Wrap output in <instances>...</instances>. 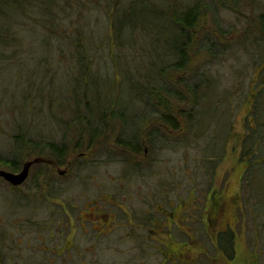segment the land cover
<instances>
[{"label": "rangeland", "instance_id": "374dc122", "mask_svg": "<svg viewBox=\"0 0 264 264\" xmlns=\"http://www.w3.org/2000/svg\"><path fill=\"white\" fill-rule=\"evenodd\" d=\"M51 1H41V4L49 6ZM55 1L57 17L51 29H56L57 33L52 37L46 35L50 40L48 49L41 46L44 37L39 28L43 23L44 29L52 20L46 14L19 10L13 22H4L11 30H0L2 157L13 158L16 144L13 135L17 134L16 126L19 125L31 128L36 135L41 133L48 141H61L65 131L54 125L51 121L54 119L47 118L54 111L47 105L50 100L54 103L66 101L68 93L73 98L74 92L72 88L68 91L67 83L69 76L74 77L77 70L76 52H72L71 42L79 33L87 38L86 47L89 46V50L97 55L93 57L96 63L93 69L99 73L97 82L103 79L111 82L117 75L118 81L122 82L125 66L133 73L134 69L140 68L135 62L140 59L134 54L137 48L128 47L116 60L114 55H109L111 50L108 46L107 54L95 44L105 36L109 37L105 9L99 12L95 5H88V9L79 10L81 6L76 2ZM103 3L107 4V1L103 0L101 6ZM140 7L141 4L134 6L137 20L142 19ZM146 16L151 17L152 14L147 13ZM216 16L223 29H228L234 22L231 13L221 11ZM35 21L40 24L34 25ZM230 49L232 51L217 63L202 68L209 71L203 80H208L212 94L201 101L197 110L195 116H198L200 124L188 128L186 133L168 137L156 133L153 144L144 146L137 158L118 147V133L111 134L107 145L114 158L107 160V166L99 164L105 161L103 150L102 156L91 152L88 159H76L71 172L58 173L57 179L38 185L39 190L33 187L37 184L31 178V171L18 193H13L11 187L1 180L0 245L3 253L0 264H264V153L258 150L259 146H264V139L258 133L250 139L245 138L247 125L251 131L255 127L259 132L264 131L261 108L264 100V55L254 57L253 63L252 57L239 43ZM127 73L130 75L131 72ZM52 87L60 93L59 98L50 95ZM237 87L241 94L236 91ZM127 89L108 90L112 92L114 101L131 109V104L138 103L130 99ZM258 95L259 104L255 101L252 104ZM139 110H142L141 114L136 110L133 114L127 113L138 124L142 121L138 118L147 114L146 107ZM55 115L59 118V111ZM63 117L69 119L66 114ZM72 125L70 123L69 127ZM142 129L147 131L149 128ZM27 130L23 129L24 132ZM127 130L124 128V132ZM132 134L133 131L127 132L121 140H135V137H130ZM256 135L259 140H255ZM27 162L24 161L22 166ZM91 162L94 165L85 166ZM77 166L82 167L76 170ZM102 193H105L101 198L104 205L110 198L115 199L127 213L121 221H115L114 229L119 227L117 231L96 239L90 231L81 233V227L89 228L90 223L73 226L72 230L77 232L65 238L66 246L71 247L61 252L63 248H59L64 238L56 233L61 228L65 234L69 230L67 216L64 218L63 215L62 223H59L61 204L68 208L70 219L78 223L79 218L75 215L81 211L78 216L90 218L87 213L94 209L90 204ZM126 194L130 200L125 199ZM18 196L21 197L19 201ZM72 202L77 206L75 213L67 207ZM147 203H162L166 212H171L172 221H176L174 230H184L187 237L191 234L193 242L178 249L188 240L167 239L164 232L154 236L143 233L144 225L138 221ZM213 206L219 208V220L216 225L209 226L207 219L211 217ZM51 232L52 235L49 234ZM166 245H171L175 251L182 249L186 253L184 260L176 263L171 259L165 253ZM161 248L165 252H161Z\"/></svg>", "mask_w": 264, "mask_h": 264}, {"label": "trees", "instance_id": "16d2710c", "mask_svg": "<svg viewBox=\"0 0 264 264\" xmlns=\"http://www.w3.org/2000/svg\"><path fill=\"white\" fill-rule=\"evenodd\" d=\"M41 1L45 2V0H0V30H11V27H7L4 22L7 20L13 22L19 10L28 9L29 13L46 14L52 20L48 19L50 23L44 27L46 31L42 27L43 23L39 28L44 37L41 39V46L48 49L50 40L46 35L52 37L53 33H57L56 29L54 31L51 29V26H55L58 7L55 0L51 1L49 6H44ZM69 1L81 6L79 10L84 7L88 9V5H95L99 12H104L105 9L109 23V37L105 36L95 44L100 45L102 51L111 50L109 55H114L116 60L128 47L137 48L134 54L140 59H136L135 62L140 68L134 69L133 73L125 66L122 82L118 81V75L113 77L111 82L110 79L108 83L105 79L97 82L99 73L93 69L96 64L94 58L97 55L89 50V46L86 47L87 38L79 33L71 42L72 52H76L77 70L74 77L69 76L67 89L69 91L72 88L73 98L71 99L68 93V99L62 101L64 104L50 100L47 105L52 107L51 111L54 110L47 118L54 119L50 120L56 127L65 131L61 141H48L41 133L36 135L31 128L25 126L24 128L28 130L24 132L23 126L19 125L16 126L17 134L13 135L16 143L13 158L0 156V168L11 172H18L24 161L33 162L30 171L31 178L37 184L33 187L37 190L40 189V185H45L54 178L57 179L56 171L67 167L68 162L74 165L76 156L80 153L88 154L96 151L97 142L102 141L99 137L103 130H108L112 135L118 133L119 136L116 138L118 147L127 150L128 146L123 144V141L128 140L121 139L125 138L127 133L124 132L126 125L134 124V118L127 116V113L133 114L136 110L141 114L140 107H146L147 114L143 118H138L142 121L139 122L136 130L137 137L135 140L129 139L136 144L132 150L127 151L141 154L144 146L153 144L154 138H157L156 133L157 135L163 133L168 137L175 133L184 134L195 124L198 126L199 119L195 115L198 113L200 103L207 98V95L212 94V89L208 88V80H203V77H208L209 71L206 72V69L202 68L217 63L218 59L232 51L230 48L235 43H239L240 47L252 57L253 63L254 57L264 55V52H260L264 49V0H155V2L106 0L107 4L103 3L102 6L103 0ZM136 4H141L139 10L141 20H137L134 13ZM221 11L232 14L234 22L228 29L222 28L216 16ZM147 13H151L152 16L147 17ZM86 18L87 16L85 21ZM33 24L40 23L35 21ZM255 50L258 52H254ZM127 71L131 72L130 75ZM121 87H127L130 99L138 103L131 104V109L114 101L112 92L108 90ZM236 91L239 94L242 92L239 87ZM59 94L52 87L50 95L59 98ZM259 96L255 98L256 100L253 98L252 104L253 101L259 104ZM218 100L221 101L220 98ZM263 106L264 100L261 107L262 119ZM56 111H59V118L55 115ZM63 114L69 119L63 117ZM98 121H101L99 125H104L103 128L96 124ZM70 123L73 124L71 127H69ZM114 126L117 128L114 129ZM247 126L246 139L257 133L264 139V131L260 133L257 127L251 131ZM71 128L74 130L70 131ZM142 128L149 129L144 131ZM257 138L260 139L256 135L255 140ZM263 148L264 146H259V153H264ZM11 190L13 193H18L20 187H11ZM20 198L18 196L17 200L19 201ZM176 236V239L188 240L181 243L178 249L190 245L192 239L189 240L183 234ZM1 245L0 260L3 253ZM171 245L170 248H165L166 252L161 248V252L176 260V263H181L180 260H184V257L179 260L176 254L180 252L185 256L186 253L182 251L183 248L175 251Z\"/></svg>", "mask_w": 264, "mask_h": 264}, {"label": "flooded vegetation", "instance_id": "af4514ba", "mask_svg": "<svg viewBox=\"0 0 264 264\" xmlns=\"http://www.w3.org/2000/svg\"><path fill=\"white\" fill-rule=\"evenodd\" d=\"M100 123H101V121H98L96 124H98V126L103 128L104 125H99ZM137 127H139V125H138V122H136V121H134V124L126 125V128H128L127 132L133 131V134L130 137H137L136 136ZM132 128H133V130H132ZM110 135H111V133L108 130L101 131L99 139H102V141L97 142L98 147L96 148V151H91L92 153H94L96 155H97V152H98L99 155L101 154V156L103 155V152H101V150H103L105 152V154H106L105 161H102V162L99 163V164H101L103 166H105V165L107 166V164H106L107 160H110V159L114 158V156H112L114 154L112 152H110L109 147L107 145L108 144V140L110 138ZM123 144L128 146V148H126L127 150H132L133 146L136 143L135 142H131V140L130 141L128 140V141H123ZM91 152H89L88 154L80 153L79 155L76 156V159H78V160H80V159H88L89 155L91 154ZM128 152L132 156H136V158L139 155L138 152H133V151H128ZM70 163L71 162H68L67 167L63 168V169H65L64 171L60 172L59 171L60 169H58L57 170V175H58V173L59 174H63L64 172H67V171L71 172L73 167H74V165H71ZM92 164L94 165V163L91 162L89 164H85V166L86 165H88V166L91 165L92 166ZM81 167L82 166H77L75 169L79 170L78 168H81ZM29 170H31V167H30ZM29 177H30V175H29ZM102 197H105V193L97 195L95 197V201L90 204L91 206L94 207V209H93V211L91 213L90 212L87 213L88 215L91 216L90 218L84 219V218L78 216V215H81V211H80L79 214L75 215V217L79 218V220H77L78 223H75L74 221H72L70 219V217L68 216L69 215L68 214V208H66L65 204H61V215H60L59 223L60 224L62 223L63 215H64V218L66 216L69 218V230L66 231V234H65L63 228H61L60 231H57V233L59 235H61V237L64 238V242L62 243V245H60V248H59V249L63 248L61 250V252L67 251L71 247V246H69V247L66 246V242H67L66 239L68 237H70V234L74 235L77 232V230H72L73 226H75V227H76V225H81L82 226L83 224L90 223V227L89 228L87 226H85V225L81 227V233L82 234H86L87 231L88 232L90 231L93 234V237L96 238V239L101 238V237H108L109 234H112V232L117 231V228H119V227L117 226L116 229H114V225L116 226L115 221H117V220L121 221L123 216H125V215L127 216V213H126V211H124L122 208L119 207V203H116L115 199L110 198L104 205V202L101 200ZM125 199L130 200V198H128V194H126ZM98 203H100V204H98ZM160 204L149 203L147 205V207H144V211L140 215V218H139V221H138L141 225H144L143 226L144 230H142V232L143 233L145 232L148 235L151 234V236L152 235L153 236L157 235L158 232H164L165 233V237L167 239H174V238H177L176 235H180V234L185 233L184 230L183 231L174 230L173 223H175L176 221H174V220L172 221V219L170 218V217H172L171 212L167 213L166 210L163 207V204L162 203H160ZM67 207H71L73 209L72 213H75V210H77V206L73 205V202H72L71 205H69V206L67 205ZM213 207L211 208L212 212L210 211L211 212V217L209 219H207V222H208L209 226L216 225L218 223V220H219V213H220L219 208H217L216 206H213ZM104 208H106L108 210L104 211ZM119 210L121 211V213H120ZM72 213H70V214H72ZM110 213H113L114 215L112 216ZM180 220H179V222H180ZM60 227H62V226L60 225ZM189 231L191 232V228L189 229ZM129 233H136V232L130 231ZM168 233L169 234H173V235H168ZM219 233H224V232H219ZM193 234H195V232H193ZM51 235H52V233H51ZM127 236H128V234H127ZM142 237H143V235H142ZM186 238H187V236H186ZM188 239L189 240H191V239L193 240V238L191 237V234H190V236H188ZM167 247L168 246L166 245V248ZM177 254H176V257L179 260L184 257V255L182 253H180V252H177Z\"/></svg>", "mask_w": 264, "mask_h": 264}, {"label": "water", "instance_id": "95a60500", "mask_svg": "<svg viewBox=\"0 0 264 264\" xmlns=\"http://www.w3.org/2000/svg\"><path fill=\"white\" fill-rule=\"evenodd\" d=\"M30 163L23 166V168L18 173H12L4 170H0V178L8 183L12 187H17L22 185L29 174Z\"/></svg>", "mask_w": 264, "mask_h": 264}]
</instances>
